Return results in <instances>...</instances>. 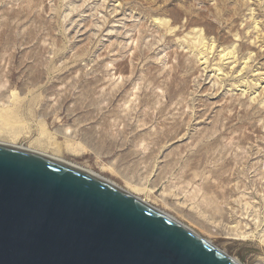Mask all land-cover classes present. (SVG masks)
<instances>
[{
	"label": "rangeland",
	"instance_id": "obj_1",
	"mask_svg": "<svg viewBox=\"0 0 264 264\" xmlns=\"http://www.w3.org/2000/svg\"><path fill=\"white\" fill-rule=\"evenodd\" d=\"M263 85L264 0H0L4 138L146 178L151 206L243 264H264Z\"/></svg>",
	"mask_w": 264,
	"mask_h": 264
},
{
	"label": "water",
	"instance_id": "obj_2",
	"mask_svg": "<svg viewBox=\"0 0 264 264\" xmlns=\"http://www.w3.org/2000/svg\"><path fill=\"white\" fill-rule=\"evenodd\" d=\"M0 264L236 263L121 187L0 143Z\"/></svg>",
	"mask_w": 264,
	"mask_h": 264
},
{
	"label": "bare ground",
	"instance_id": "obj_3",
	"mask_svg": "<svg viewBox=\"0 0 264 264\" xmlns=\"http://www.w3.org/2000/svg\"><path fill=\"white\" fill-rule=\"evenodd\" d=\"M14 11V10H13ZM17 11V10H16ZM20 12V11H19ZM11 16V15H10ZM188 56V55H187ZM190 58V57H189ZM193 60V59H192ZM194 66V65H193ZM190 67H191V65H190ZM192 69V68H191ZM73 74V73H72ZM70 75V74H69ZM71 76H73V75H71ZM104 84H105V82H104ZM264 86V85H263ZM98 87V86H97ZM61 88V87H60ZM261 88V87H260ZM262 89H264V88H262ZM102 90V89H101ZM261 90V89H260ZM261 93V92H260ZM8 98V97H7ZM234 98V97H233ZM5 100V99H4ZM244 100V99H243ZM242 100V103H244V101ZM248 100V99H247ZM0 101H1V99H0ZM240 101V100H239ZM7 102V101H6ZM4 103H5V101H4ZM4 103H1V104H4ZM8 103V102H7ZM231 103L232 102H230V106H231ZM246 103H248V101L246 102ZM245 103V104H246ZM229 104V103H228ZM238 105V104H237ZM248 105V104H247ZM6 106H8V105H6ZM241 106V105H240ZM237 107V106H236ZM238 108V107H237ZM247 108V107H246ZM245 108V109H246ZM45 109V108H44ZM241 109V108H240ZM243 109V108H242ZM242 111H244V110H242ZM246 111V110H245ZM244 111V112H245ZM168 114V113H167ZM181 114V113H180ZM1 115V114H0ZM184 116V115H183ZM182 117V116H181ZM1 120H2V118H0ZM5 121V120H4ZM175 122V121H174ZM177 122V121H176ZM9 123H11V122H9ZM258 124V123H257ZM8 125V124H7ZM7 125L6 126H4V127H7ZM256 125V124H255ZM11 127V126H10ZM14 129V128H13ZM60 128H58V130H59ZM62 129V128H61ZM75 130V129H74ZM165 130V129H164ZM167 131V130H166ZM60 132V131H59ZM71 132V130H69L68 128H65V129H63L62 131H61V133L63 134V135H65V134H67V133H70ZM112 133V132H111ZM12 134V133H11ZM105 134V133H104ZM5 134H3L1 131H0V143H5V144H9V145H13V146H17V147H20V148H25V149H29V150H32V151H36V152H40V153H43V154H46V155H49V156H52V157H54V158H57V159H59V160H62V161H64V162H66V163H69V164H71V165H73V166H76V167H79V168H82V169H84V170H86V171H88L89 173H91L92 175H94L95 177H98V178H100V179H102V180H104V181H106L107 183H109V184H111V185H113V186H115V187H117V188H119V186L115 183V182H113V181H111L110 179H107V178H105V177H103V176H101L99 173H96V172H94L93 170H91V169H88V168H86V167H82V166H80V165H78V164H76V163H73V162H71V161H69V160H65V159H63L60 155H59V151L60 150H58V149H54L53 150V153L52 154H47L46 152H44V151H41V150H39V149H37V148H32L31 146H29V145H27V146H23L22 144H18L17 142H16V140H17V138H15V137H17L18 136V134H17V136H15V135H12L13 137L11 138H4L5 136H4ZM73 135V134H72ZM15 136V137H14ZM95 136V135H94ZM66 137H67V135H66ZM72 137V136H71ZM70 137V138H71ZM228 137V136H227ZM233 137V136H232ZM234 137H237L236 135L234 136ZM73 138V137H72ZM99 139V138H98ZM97 139V140H98ZM155 139V138H154ZM197 139V138H196ZM233 139V138H232ZM102 140V139H101ZM157 140V139H156ZM216 141H218L217 139H215ZM226 140V139H225ZM225 142V141H224ZM223 142V143H224ZM31 143V142H30ZM188 143V142H187ZM220 143V142H219ZM218 143H216V145H217ZM226 144V143H225ZM111 145V144H110ZM215 145V144H214ZM219 145V144H218ZM89 146H91V145H89ZM185 146V145H184ZM208 146V145H207ZM98 147V146H97ZM102 147V146H101ZM216 147V146H215ZM205 148V147H204ZM203 149V148H202ZM206 149H209V148H206ZM213 149V148H212ZM151 150V149H150ZM205 151V150H204ZM133 153H135V152H133ZM150 153H152V151L150 152ZM208 154H210V152L208 153ZM201 155V154H200ZM205 155V154H204ZM203 155V156H204ZM166 156V155H165ZM200 159V158H199ZM208 159V158H207ZM169 160V159H168ZM166 164V163H165ZM190 167V166H189ZM110 169V168H109ZM189 170H190V168H189ZM115 171V170H114ZM113 171V172H114ZM187 171V170H186ZM137 173V172H136ZM189 174V173H188ZM117 175V174H116ZM145 175V174H144ZM183 175V174H182ZM205 176V175H204ZM121 177H122V179H123V182L125 183V185H124V187L122 188V189H124L127 193H129L130 195H133V196H135V197H138L143 203H145V204H147V205H150L148 202V200H147V198L146 197H144V196H141L140 194H145V195H150L152 192H153V186H151L150 188H147L146 186H145V179L144 178H140V180H134V179H132L131 177H128L127 175H121ZM182 177V176H181ZM224 177V176H223ZM136 178H137V176H136ZM185 178H187V177H185ZM121 179V178H120ZM220 179V178H219ZM223 179V178H222ZM225 179V178H224ZM224 181V180H223ZM207 182V181H206ZM209 182V181H208ZM198 183V182H197ZM224 185V184H223ZM209 186H211V185H209ZM220 186V185H219ZM230 186V185H229ZM212 188V187H211ZM231 188V187H230ZM211 190H214V189H211ZM221 190H222V188H221ZM221 192L222 191H220V194H221ZM222 193H224V192H222ZM164 194L163 195H161L160 197H161V201H164L165 200V198H164ZM206 197V196H205ZM204 197V198H205ZM225 198V195H224V197L223 196H218V198ZM193 198V197H192ZM227 198V197H226ZM231 198H232V196H231ZM244 198V197H243ZM191 199V198H190ZM199 199H200V197H199ZM189 201V200H188ZM231 201V200H230ZM236 201V200H235ZM232 202V201H231ZM245 202H247V201H245ZM190 203V202H189ZM195 203H197V202H195ZM243 203H244V201H243ZM165 204H167L166 202H165ZM185 204H186V202H184V201H182V202H179V203H174V204H172L171 206H172V208L174 209V210H176L178 213L179 212H182V209L184 208V206H185ZM194 205V204H193ZM203 205V204H202ZM214 205V204H213ZM232 205V204H231ZM151 206V205H150ZM199 208H200V210H201V213H205V212H207V211H205V210H202V206L201 205H197ZM197 206H195L196 208H198ZM248 206H249V204H248ZM215 207V206H214ZM217 207V206H216ZM192 208V207H191ZM219 208V207H218ZM231 208H232V206H231ZM159 209V208H158ZM194 210V209H193ZM220 210V215H219V220H226L225 222L227 223V225L228 224H230L228 227H227V235H228V238L229 237H231V235H232V237L231 238H236V236L238 235L237 234V232L235 233V232H232V230H233V226L231 225V223L233 222H231V220H229V216L226 214V212H223V210L221 211V209H219ZM161 212H163V211H161ZM164 213V212H163ZM186 213H188V212H186ZM164 214H166V213H164ZM168 215V214H167ZM216 216V215H215ZM218 216V215H217ZM232 216V215H231ZM171 217V216H170ZM208 217V216H207ZM218 218V217H217ZM186 219L189 221V222H191V223H193V224H195V225H197L198 227H201V229L204 227V223L202 222L203 221V218L202 217H200V216H198L197 214L195 215V214H188V215H186ZM211 219H214V218H211ZM207 220V219H206ZM205 220V221H206ZM258 220V219H257ZM208 221V220H207ZM215 221H216V219H215ZM179 222V221H178ZM209 222V221H208ZM211 224H213V223H211ZM211 224H209L210 226H208V229H209V231H211V232H213L214 231V233H217L216 231H217V227H216V225L217 224H215V222H214V224L213 225H211ZM240 224V223H239ZM225 225V224H224ZM237 225H238V223H237ZM187 227V226H186ZM234 227H236V226H234ZM188 229H189V227H187ZM241 228V229H240ZM240 228H238V230L240 229V230H242L243 229V226L242 227H240ZM225 229V228H224ZM237 229V228H236ZM235 229V230H236ZM194 231V230H193ZM240 232V231H239ZM244 231L242 230V232L241 233H243ZM225 233V232H224ZM198 235V234H197ZM244 236V235H243ZM239 237H240V235H239ZM243 238V237H242ZM204 241L205 242H207L208 244H211L212 245V243H211V241H209V240H206V239H204ZM214 246V245H213ZM224 253V252H223ZM227 257H229L231 260H233L236 264H243L242 262H240L237 258H235V257H231V256H229V255H227L226 253H224Z\"/></svg>",
	"mask_w": 264,
	"mask_h": 264
}]
</instances>
